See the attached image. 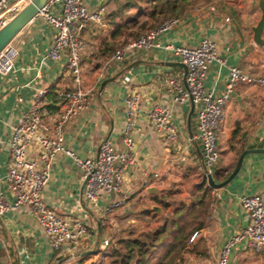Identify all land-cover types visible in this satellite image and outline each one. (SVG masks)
<instances>
[{
  "label": "crops",
  "instance_id": "obj_1",
  "mask_svg": "<svg viewBox=\"0 0 264 264\" xmlns=\"http://www.w3.org/2000/svg\"><path fill=\"white\" fill-rule=\"evenodd\" d=\"M258 2L84 0L102 17L101 23H90L80 32L88 43L83 55L84 84L93 88L94 95L88 109L65 126L64 144L81 159L96 157L104 139L111 140L118 152H125V101L131 93H138L140 108L131 129L135 162L127 172L123 191L102 196L93 207L86 198L83 174L75 158L58 153L50 162V178L42 198L58 215L84 220L87 234L79 246L55 250L29 208L9 210L0 215L8 234L6 240L0 231V264H13L9 245L14 247L19 264H110L117 241L134 230L149 232L162 225L164 211L177 207L173 208L171 200L198 203L203 195L209 204L202 218L205 226L175 264L217 263L225 244L250 221L241 198L254 194L264 197V87L241 83L230 93L219 132L222 159L213 171L215 182L226 180L241 154L247 153L235 177L226 186L213 188L197 139L196 106L192 100L176 104V90L166 80L174 77L186 84V69L181 58L165 46H196L203 38H210L227 65L264 76V31L259 43L253 30L262 17ZM133 11L139 13L134 23H163L169 17L177 18V22L157 37L161 46L139 50L123 61H110L126 34L118 32L116 36V25L132 22ZM55 33L43 15L33 18L13 39L20 49L14 69L0 74V190L11 202L15 197L7 183V172L12 127L30 111L40 92L57 93L74 86L65 69V57H47ZM229 79L228 67L214 61L205 80L206 90L221 94L227 90ZM155 104L173 111L179 131L175 146L168 145L164 134L149 123L148 112ZM57 115L58 106L51 110L49 121L54 122ZM32 155H36L35 150ZM106 239L112 242L108 246L104 245ZM172 245V240H162L149 264H159ZM229 264H264V255L249 249L244 239L233 246Z\"/></svg>",
  "mask_w": 264,
  "mask_h": 264
},
{
  "label": "built area",
  "instance_id": "obj_2",
  "mask_svg": "<svg viewBox=\"0 0 264 264\" xmlns=\"http://www.w3.org/2000/svg\"><path fill=\"white\" fill-rule=\"evenodd\" d=\"M33 0H0V30ZM38 15H43L55 28L54 43L47 57H65V69L71 76L73 88L59 91L57 95L58 115L49 121L51 109L48 107V90L39 93L35 104L26 112L21 121L12 127L9 140V166L7 183L15 200L9 201L0 190V215L13 209L27 207L37 218L50 238L55 250L68 245L77 247L88 232L82 219H66L49 207L42 198V191L50 178V162L60 152L73 156L83 174L85 195L90 205L97 207L98 200L113 192H122L127 172L135 162L131 152L134 139L131 136L133 120L140 108V94L131 93L126 98L128 123L124 130L126 151L118 152L111 140L104 139L96 157L81 159L64 144L65 126L88 109L94 95L93 88L84 84L83 55L88 43L81 30L90 23H101L99 12L90 10L84 0H48ZM228 20V18H227ZM177 22L169 17L158 27L146 34L120 45L110 57V61H123L139 50L161 46L157 42L160 33L167 31ZM178 55L187 66L186 84L174 77L167 78L176 90L174 101L183 105L192 100L196 106L198 134L203 151L204 169L212 173L222 159L219 147V132L224 119L225 107L230 93L241 83L264 87V76L246 73L239 66L227 65L225 58L217 52L216 44L210 38H203L196 46L166 45ZM19 46L11 41L0 52V74L7 75L15 67L19 57ZM227 66L230 79L227 90L221 94L208 92L205 87L212 62ZM150 125L165 136L168 145H176L179 131L173 120V111L165 105L155 104L148 112ZM35 150L36 155H32ZM206 172V174H207ZM122 200L120 203H123ZM241 204L250 216L246 227L233 236L223 247L216 264H229L233 246L246 240L254 252L264 255V197L261 194L241 198ZM194 232L190 241L198 236ZM110 239L104 241L108 246Z\"/></svg>",
  "mask_w": 264,
  "mask_h": 264
},
{
  "label": "trees",
  "instance_id": "obj_3",
  "mask_svg": "<svg viewBox=\"0 0 264 264\" xmlns=\"http://www.w3.org/2000/svg\"><path fill=\"white\" fill-rule=\"evenodd\" d=\"M161 23L162 21L155 22V20L144 21L142 23L136 22L133 27H138L139 30L143 32L141 35H143L158 27ZM116 26V36L119 34L124 35V32L126 33L129 29V26L125 24H117ZM121 32L123 33L121 34ZM47 100L49 102L48 107L54 110L57 103L56 93H54V91L49 92L47 94ZM208 205L206 195H203L198 203L194 202L189 206L186 202H183L181 206H177L171 213L166 214L165 218L162 217L161 220L164 223L159 227L149 232H143L144 234L137 237H132L135 232L132 231L129 237L117 241L118 245L111 251L113 260L110 264H149V259L153 255L155 247L160 244L162 240H172L173 245L171 247V252H169L159 264H175L176 260H178L177 258H180L187 248L193 233L196 231L200 233L201 229L205 226V219H202V215H207ZM189 215L194 216V219L198 220L196 226L190 227L191 223L186 221V217ZM169 234L171 235V239L169 238ZM196 250L197 248L192 249V251Z\"/></svg>",
  "mask_w": 264,
  "mask_h": 264
},
{
  "label": "water",
  "instance_id": "obj_4",
  "mask_svg": "<svg viewBox=\"0 0 264 264\" xmlns=\"http://www.w3.org/2000/svg\"><path fill=\"white\" fill-rule=\"evenodd\" d=\"M48 0H33L29 5H27L25 8H23L21 11H19L9 22L7 25H5L0 30V52L3 50V48L13 41V39L16 37V35L30 22L38 16L40 10L45 6ZM258 4L260 5L262 9V17L259 23L253 28L255 32V39L257 42L262 43V34L264 31V0H259ZM187 72V66L185 63H181ZM257 151V150H255ZM247 153V151L243 152L241 156L238 159V162L233 170V172L230 174V176L224 180L221 183L215 182L213 178V174L207 172V178L209 185L213 188H221L226 186L239 172L244 156ZM206 169V168H205ZM0 231L4 234L6 237V240H8V234L6 231V228L3 224L2 219L0 218ZM8 250L10 253V256L13 258V264H19L15 249L12 245L8 246Z\"/></svg>",
  "mask_w": 264,
  "mask_h": 264
},
{
  "label": "rangeland",
  "instance_id": "obj_5",
  "mask_svg": "<svg viewBox=\"0 0 264 264\" xmlns=\"http://www.w3.org/2000/svg\"><path fill=\"white\" fill-rule=\"evenodd\" d=\"M139 18V13H136V11H133V20H132V22H129V23H127L126 25L127 26H129V29L126 31V34H125V38H124V40H121V41H119L118 42V44L115 46V49L117 48V47H119L120 45H122V44H125V43H127L128 41H130V40H133V39H135V38H137L138 37V35H141V33H143L142 31H140L139 30V28L138 27H133V26H135L134 25V22L135 21H137V19ZM167 19V18H166ZM132 26V27H131ZM131 33V34H130ZM171 202H172V204H173V208H175L176 206H178V205H182L183 204V202H186V204L187 205H191L192 203V201H189V200H182V201H180L179 199H174V200H171ZM165 212V214H163L162 215V217H164L165 218V216H166V214H169V213H171V212H166V211H164ZM200 213V212H199ZM200 217H201V215H200ZM203 217H205V215H202V218ZM195 217L194 216H192V215H189V216H187L186 217V221H189L190 223H191V225H190V227H194V226H196V224L198 223V220L197 219H194ZM164 222L161 220V224H163ZM135 231V230H134ZM137 231V232H136ZM135 232H134V234L132 235V237H137V236H140L141 234H144L143 232H145V230H144V228H140V229H137ZM168 235V234H167ZM170 235V234H169ZM170 239H171V235H170V237H169ZM176 255V254H175Z\"/></svg>",
  "mask_w": 264,
  "mask_h": 264
}]
</instances>
